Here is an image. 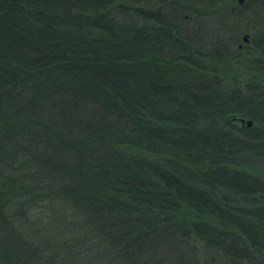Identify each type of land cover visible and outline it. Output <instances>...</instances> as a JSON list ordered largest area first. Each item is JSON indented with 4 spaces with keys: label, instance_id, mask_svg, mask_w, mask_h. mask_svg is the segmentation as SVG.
<instances>
[{
    "label": "trees",
    "instance_id": "obj_1",
    "mask_svg": "<svg viewBox=\"0 0 264 264\" xmlns=\"http://www.w3.org/2000/svg\"><path fill=\"white\" fill-rule=\"evenodd\" d=\"M250 2L0 0V264H264V33L242 106L202 15Z\"/></svg>",
    "mask_w": 264,
    "mask_h": 264
},
{
    "label": "rangeland",
    "instance_id": "obj_2",
    "mask_svg": "<svg viewBox=\"0 0 264 264\" xmlns=\"http://www.w3.org/2000/svg\"><path fill=\"white\" fill-rule=\"evenodd\" d=\"M252 3L254 2H250V4L245 8V11L243 10V15L238 17V19L231 18L233 19L231 21L236 23L233 27L235 30H232L231 22H223L215 19L218 15L214 16L212 13H202V15L204 14V18H206L205 20H207L204 21L206 23L205 26L212 34L208 38V41L213 39L217 43L221 42L220 44H224L223 46H231L234 50L233 54L237 56L232 65L234 67L233 71H235L236 75L232 76L230 81L234 82L232 85L234 90L237 89V93L241 95H249L248 99L244 101L242 100V106H247L252 100L256 104V94L250 91V69H253L255 63L254 60L249 58L253 55L262 54L259 35L264 33V12L262 11L260 14H254L252 11H248ZM195 20L197 19L190 17V21H188L187 24L189 26H194L197 22ZM235 26H238L237 31ZM244 34H248L249 36V40L247 42L243 40ZM240 42L242 43L241 48L237 46V43ZM241 57L242 61L237 62V60ZM252 83L255 85L256 80H252Z\"/></svg>",
    "mask_w": 264,
    "mask_h": 264
},
{
    "label": "water",
    "instance_id": "obj_3",
    "mask_svg": "<svg viewBox=\"0 0 264 264\" xmlns=\"http://www.w3.org/2000/svg\"><path fill=\"white\" fill-rule=\"evenodd\" d=\"M237 1L239 3L243 2V0H237ZM243 39L245 41H247L248 34H244ZM229 118L231 120H238L240 122L241 126H243V127H250L253 124V119L244 113H232V114H229Z\"/></svg>",
    "mask_w": 264,
    "mask_h": 264
},
{
    "label": "flooded vegetation",
    "instance_id": "obj_4",
    "mask_svg": "<svg viewBox=\"0 0 264 264\" xmlns=\"http://www.w3.org/2000/svg\"><path fill=\"white\" fill-rule=\"evenodd\" d=\"M243 1H244V0H243ZM261 1L264 2L263 0H261ZM237 2H238V1H237ZM238 3H239V2H238ZM243 40H244V39H243ZM248 40H249V36H248L247 41H248ZM244 41H245V40H244ZM247 41H246V42H247ZM237 46L241 48V47H242V43H241V42H240V43H237Z\"/></svg>",
    "mask_w": 264,
    "mask_h": 264
}]
</instances>
